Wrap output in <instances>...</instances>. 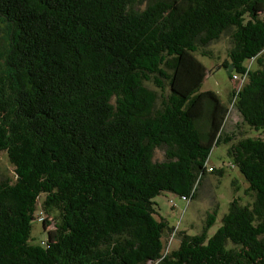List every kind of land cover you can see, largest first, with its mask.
Wrapping results in <instances>:
<instances>
[{
  "label": "trees",
  "instance_id": "16d2710c",
  "mask_svg": "<svg viewBox=\"0 0 264 264\" xmlns=\"http://www.w3.org/2000/svg\"><path fill=\"white\" fill-rule=\"evenodd\" d=\"M263 10L264 0H0V152L14 170L0 178V264H264V139L241 132L264 128ZM223 34L229 107L200 90L197 58L213 57ZM232 110L241 123L227 131ZM220 145L249 201L233 196L209 236L216 204L165 251L172 229L153 198L190 200L207 171L223 175L207 165ZM34 219L47 231L38 243Z\"/></svg>",
  "mask_w": 264,
  "mask_h": 264
},
{
  "label": "rangeland",
  "instance_id": "374dc122",
  "mask_svg": "<svg viewBox=\"0 0 264 264\" xmlns=\"http://www.w3.org/2000/svg\"><path fill=\"white\" fill-rule=\"evenodd\" d=\"M264 19V10L260 14ZM5 34L0 33V43H4ZM228 34H223L218 40L212 42L207 48L212 50L213 57H205L197 54V58L204 64L207 69L205 78L202 81L200 90H212L218 94L221 101L228 107L230 104V92L235 86L231 79L234 72L232 66L216 67L227 58V52L230 47ZM264 56V54H263ZM228 59V58H227ZM254 63L251 64V67ZM151 86V85H150ZM152 87V86H151ZM236 123H241V119L235 110H232L226 120L224 130L231 131L236 127ZM241 132L244 136H260L264 139V128L255 131L247 125H241ZM227 147L225 145L214 146L209 155L208 166L216 170L223 168V175L218 176L215 172L207 171L197 184L195 196L190 200H182L179 196L169 191H164L153 198L154 206L158 214L155 216L159 219L162 217L167 221L168 228L164 234L165 251L176 248L179 243L177 233L184 231L189 235L197 234L201 231L205 221L206 214L214 206L218 205V214L215 223L208 229V235H212L221 223V217L228 210L229 201L233 196H243L244 189L248 186L239 169L232 165L226 155ZM154 160H164V147H158L154 150ZM13 166L8 161L6 153L0 152V178L13 177ZM237 186V189L233 188ZM42 196L40 197V200ZM172 201L176 204L172 207ZM249 201V197L243 196V202ZM37 213H42L40 204L37 207ZM51 221L46 229H52L56 216H49L42 213ZM44 223L41 220L34 219L32 222L30 241L38 243L46 237Z\"/></svg>",
  "mask_w": 264,
  "mask_h": 264
},
{
  "label": "built area",
  "instance_id": "2783aa9c",
  "mask_svg": "<svg viewBox=\"0 0 264 264\" xmlns=\"http://www.w3.org/2000/svg\"><path fill=\"white\" fill-rule=\"evenodd\" d=\"M234 77L236 78V76H234ZM208 169L210 170L211 168L208 167ZM181 199H182V200H185V201L187 200V198H186L185 196H181ZM171 202H172V206L175 207L176 204H175L172 200H171Z\"/></svg>",
  "mask_w": 264,
  "mask_h": 264
}]
</instances>
